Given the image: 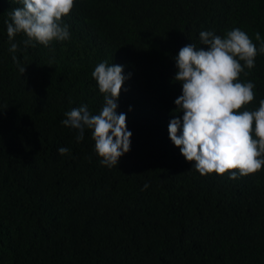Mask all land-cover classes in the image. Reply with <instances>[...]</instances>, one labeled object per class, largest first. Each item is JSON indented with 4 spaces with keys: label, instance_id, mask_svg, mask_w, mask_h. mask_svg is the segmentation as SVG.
Returning a JSON list of instances; mask_svg holds the SVG:
<instances>
[{
    "label": "trees",
    "instance_id": "16d2710c",
    "mask_svg": "<svg viewBox=\"0 0 264 264\" xmlns=\"http://www.w3.org/2000/svg\"><path fill=\"white\" fill-rule=\"evenodd\" d=\"M20 6L0 0V264H264V167L238 179L201 176L168 136L183 115L174 104L179 50H206L201 31L234 28L259 47L264 0H74L62 18L68 40L25 49L21 33L11 53L5 21ZM104 61L131 74L116 110L130 151L112 168L100 164L90 130L77 142L61 123L84 104L99 113L91 73ZM245 71L240 81L255 85L246 108L255 110L264 54Z\"/></svg>",
    "mask_w": 264,
    "mask_h": 264
},
{
    "label": "clouds",
    "instance_id": "9594fccd",
    "mask_svg": "<svg viewBox=\"0 0 264 264\" xmlns=\"http://www.w3.org/2000/svg\"><path fill=\"white\" fill-rule=\"evenodd\" d=\"M22 6L10 13L5 21L9 52L19 46L13 42L17 34H24L25 49L35 44L48 47L53 41L70 38L69 26L62 18L74 7V0H17ZM201 45L183 46L175 57L177 69L174 80L182 86V94L174 104V116L168 124V136L187 162L201 175L229 173L230 179L254 174L264 167V99L255 110L246 106L255 98V85L241 82L240 75H249L245 69L255 67V58L264 54V39L255 34L257 44L248 34L234 28L224 37L212 31L199 33ZM13 62L19 63L17 56ZM243 62V63H241ZM22 75L25 67H20ZM98 90L103 94V105L98 114H92L86 104L65 112L61 123L77 131L76 140L91 131L94 151L100 164L116 167L119 158L130 151L132 133L127 130L126 114L117 113L118 99L127 78L122 65L100 62L91 73ZM131 110V108L129 109ZM65 155L69 149H58ZM145 188L148 185H144Z\"/></svg>",
    "mask_w": 264,
    "mask_h": 264
}]
</instances>
